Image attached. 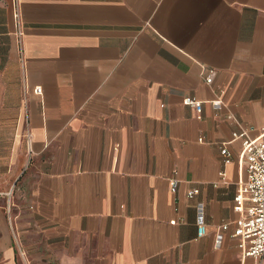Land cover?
<instances>
[{
    "label": "crops",
    "instance_id": "1",
    "mask_svg": "<svg viewBox=\"0 0 264 264\" xmlns=\"http://www.w3.org/2000/svg\"><path fill=\"white\" fill-rule=\"evenodd\" d=\"M19 12L20 38L0 0V264L259 261L230 231L246 178L233 133L264 130V0H19Z\"/></svg>",
    "mask_w": 264,
    "mask_h": 264
},
{
    "label": "built area",
    "instance_id": "2",
    "mask_svg": "<svg viewBox=\"0 0 264 264\" xmlns=\"http://www.w3.org/2000/svg\"><path fill=\"white\" fill-rule=\"evenodd\" d=\"M14 9V18L16 22L17 34L22 36L21 20L19 12V0H12ZM217 71L215 68H209L206 76V82L212 84ZM41 93L42 88H36ZM184 103L193 106L197 112L202 111V102L193 97L184 99ZM221 100L214 102L216 107L221 105ZM242 139L241 159L242 165L246 172V178L240 185L239 192L234 198V209L238 212L239 217L235 220V227L230 231L229 223L222 224L216 235V243L222 242L224 232L230 231V236L237 240L243 257H253L259 261L245 264H261L264 257V130L256 138L249 137L246 132H234L233 139ZM203 138H199L202 141ZM221 153L224 164L232 162L233 156L228 148V143L222 144ZM224 176V173H221ZM178 180L174 177L171 179V190L176 191ZM199 192L193 189L189 196L193 197ZM198 215L199 235L204 234V215L202 205H200Z\"/></svg>",
    "mask_w": 264,
    "mask_h": 264
}]
</instances>
